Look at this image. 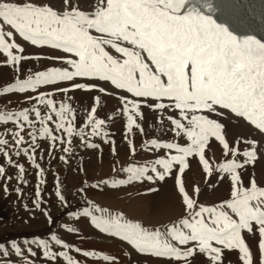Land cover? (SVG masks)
I'll list each match as a JSON object with an SVG mask.
<instances>
[{"label":"snow or ice","instance_id":"1","mask_svg":"<svg viewBox=\"0 0 264 264\" xmlns=\"http://www.w3.org/2000/svg\"><path fill=\"white\" fill-rule=\"evenodd\" d=\"M64 3L68 5L69 0ZM227 7L226 4L214 5L212 0H96L91 12L74 6L57 12L32 0L23 3L0 0V53L6 56L7 63L15 66L28 57L14 53V49L22 53L23 48L15 43L14 32L5 31L4 25L32 45L62 49L76 57L65 59L71 70L51 68L36 72L3 88L4 93L34 91L40 85L71 81L77 77L97 78L110 81L134 97L156 101L166 99L170 103L157 102L147 106L178 112L179 118L167 117L172 125L171 131L176 137L185 136L189 143L181 145L150 140L147 144L151 148H163L176 154L156 159L150 169L130 166L126 170L131 174L130 179L143 177L149 181L154 178L163 181L173 166L178 165L176 185L182 194L186 215L162 232L159 228L149 230L140 223L126 221L122 215L96 217L89 209L83 212L84 216L92 217L102 232L120 237L141 253L190 264V258L198 252L208 257L209 264H222V251L235 249L239 251L242 264H254L253 253L242 233L258 231L260 264H264V187L258 186L254 178L249 186H244L238 171L255 161V141H243L252 147L243 151V161L235 159L240 149L230 146L223 134L224 126L209 115H222L218 109H226L264 133V38L237 35L228 24L218 22L217 10ZM109 48L118 55L111 54ZM74 87L84 88L85 85L76 84ZM96 99L99 103V98ZM121 99L124 101L122 114L126 116L127 132L132 133L134 128L143 132L137 122L138 118L142 119L141 104L136 100ZM36 100L37 105H45L58 118L55 123L57 131L68 137L80 136L83 141L85 128L77 130L74 127L72 119L68 118L72 114L69 105L60 103L57 106L45 94H40ZM30 112H34L35 120L42 126L40 136L63 142L61 136L53 135L46 126V122L53 121V115H42L37 106L31 110L0 114V121L15 119L18 122V130L14 132L15 145L24 142L21 134L24 122L34 128ZM95 113L96 108L92 107L85 127L90 126L92 135H100L105 120L96 118ZM29 135L35 142V130ZM212 137L223 146L225 156L231 154L233 157L219 165L220 171L230 174L232 187L229 199L215 206H204L188 195L181 177L189 167L188 158L194 155H198L203 170L211 173L212 165L205 157V149ZM84 142L87 147H98ZM240 143V140L236 141L237 145ZM7 144V140L0 139V145ZM128 144L134 154L132 140L129 139ZM63 151L69 149L65 147ZM0 152H3L2 148ZM3 154L8 155L7 152ZM24 154L28 155L27 149ZM29 159L33 157L29 156ZM9 163H12L11 158ZM17 167L22 174L23 166ZM148 171L154 175L145 177ZM4 172V167H0V175ZM195 191L198 193L199 188ZM57 196L64 201L59 191ZM96 211L107 212L98 207ZM52 240L62 244L56 236ZM190 242H194L192 247H179ZM38 243L45 249L46 257L55 259L60 255L67 264H78L67 252H52L48 242ZM63 247L67 249L69 246L63 244ZM16 251L19 253L20 249ZM83 255L96 256L97 253L84 252ZM103 259L111 258L104 256Z\"/></svg>","mask_w":264,"mask_h":264},{"label":"rangeland","instance_id":"2","mask_svg":"<svg viewBox=\"0 0 264 264\" xmlns=\"http://www.w3.org/2000/svg\"><path fill=\"white\" fill-rule=\"evenodd\" d=\"M15 2L23 3L26 0ZM32 2L49 6L57 12L73 6L91 12L96 5V0H69L68 5H65L64 0ZM212 3L229 6L218 9L215 16L220 17L218 22L228 24L237 35L264 38V0H212ZM3 27L5 31L14 32L15 43L23 48L22 53L15 49L14 53L28 59L13 66L0 53V114L31 110L37 106L42 115L52 114L45 105H37L36 97L45 94L57 106L65 103L71 107L72 114L68 118L72 119L77 130L85 128V136L82 141L80 136L68 137L66 133L57 131L55 123L58 118L52 114L54 119L46 122V126L52 130L53 135L61 136L63 140L53 142L50 137L40 136L39 129L42 126L35 120L34 112H30L34 128L24 122V131L21 133L24 142L17 146L14 132L18 130V122L15 119L0 121V139L8 141L7 145H0L3 152L8 154L6 156L0 152V167L5 169L4 174L0 175V264H67L63 256L57 255L55 259L46 257L45 249L39 241L48 242L52 252H67L78 264H184L183 260L141 253L120 237L102 232L95 226L91 216L83 215L85 209H89L96 217L122 215L126 221L140 223L149 230L159 228L162 232L186 215L182 194L176 185L178 165L173 166L163 181L157 178L149 181L143 177L130 179L131 174L126 170L130 166H147L150 169L156 159L176 154L163 148H151L147 144L150 140L181 145L189 143L185 136L176 137L171 131L172 125L167 117L179 118L178 112L171 109L156 110L147 106L157 102L170 103L166 99L156 101L152 98L145 100L134 97L131 93L116 88L110 81L97 78L77 77L71 81L40 85L34 91L4 93L3 88L36 72L51 68L71 70L65 59L76 57L62 49L32 45L9 26ZM92 34L97 35L95 32ZM108 51L118 55L114 49L109 48ZM76 84H83L85 87L75 88ZM101 88L104 89L103 92L100 91ZM64 89L67 91H63ZM122 97L141 104L142 119L138 118L137 122L141 124L143 132L135 128L132 133L127 132L126 116L122 114ZM92 107L96 108V118L105 120L100 135H92L90 126L85 127ZM218 111L222 115L209 114L210 118L224 126L223 134L230 146L240 149V154L235 159L243 161V151L252 147L243 141H255V161L238 169L244 186H249L254 178L258 186L264 187V133L229 110ZM34 130L35 142L29 135ZM129 139L133 142L134 154L128 144ZM237 140L241 141L239 145L236 144ZM84 141L98 147H87ZM65 147L69 149L68 152L63 151ZM25 149L28 155L24 154ZM29 156L33 159L30 160ZM205 157L212 165L211 173L203 170L198 155H194L188 158L189 167L181 178L186 192L198 205L215 206L230 198V174L220 171L219 165L233 157L231 154L224 155L223 146L214 137L209 140ZM9 158L12 163H9ZM17 165L23 166L22 174ZM147 175L154 174L148 171L145 177ZM104 181L107 183H103ZM196 188H199L198 193ZM57 191L64 197V201L59 199ZM97 207L106 209L107 212H97ZM242 235L253 253L254 264H260L258 231H244ZM53 236L60 239L62 244H56L52 240ZM63 244L69 247L66 249ZM193 244L194 242H190L189 245L178 246L192 247ZM17 248L20 249L19 253ZM84 252H95L97 255L84 256ZM104 256L111 259L104 260ZM221 261L222 264H242L239 251L235 249H224ZM190 264H209V260L205 254L197 252L190 258Z\"/></svg>","mask_w":264,"mask_h":264}]
</instances>
